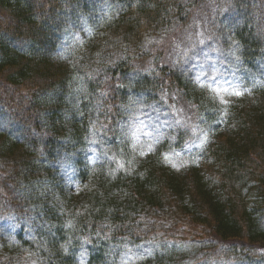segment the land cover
Returning <instances> with one entry per match:
<instances>
[{
  "label": "trees",
  "instance_id": "16d2710c",
  "mask_svg": "<svg viewBox=\"0 0 264 264\" xmlns=\"http://www.w3.org/2000/svg\"><path fill=\"white\" fill-rule=\"evenodd\" d=\"M34 3L0 0V17L10 20L0 21V116L6 118L0 127V264H109V245L124 257L131 249L145 250L120 264L263 263L264 85L233 92L214 126L218 114L205 111L218 110L215 102L174 68L175 59L157 66L163 58L154 56L165 37L200 21L207 31L215 30L211 39L222 51L234 40L242 66L257 75L252 67L264 60V30L254 38L250 5L44 0L38 9L48 17L41 18ZM260 3L264 8V0ZM225 12L242 26L224 41L215 26ZM43 48L49 52L42 55ZM72 79L83 88L75 110L64 96ZM55 89L61 94L52 93ZM96 94L99 107L112 115L89 113ZM130 94L140 96L142 110L135 117L146 115L151 104L163 106L162 96L175 102V95L204 117L211 132L199 160L179 169L167 164L166 157L181 153L188 142L179 124L171 142L165 131L141 156L132 155L129 142L115 146L123 152L109 154L110 162L99 158L108 141L98 130L113 129L114 106L120 109ZM19 98L31 102L22 108ZM37 114L41 121H34ZM26 121L41 138L13 135L12 127L20 134ZM95 128L101 139L90 141ZM38 149L44 164L35 161ZM62 155L71 158L61 160ZM35 186L53 190L58 202L50 205L46 193H27ZM20 190L23 196L15 197ZM41 239L52 253L40 247Z\"/></svg>",
  "mask_w": 264,
  "mask_h": 264
},
{
  "label": "rangeland",
  "instance_id": "374dc122",
  "mask_svg": "<svg viewBox=\"0 0 264 264\" xmlns=\"http://www.w3.org/2000/svg\"><path fill=\"white\" fill-rule=\"evenodd\" d=\"M36 7V13H40L41 18H47V12H39V6L42 4L44 0H33ZM247 4L250 5V11L248 12V21L250 23V27L254 30V38H260L261 33L264 28V8L260 3V0H245ZM94 3V2H92ZM261 4V5H260ZM49 8V7H48ZM98 14L99 9L97 8ZM244 12V11H243ZM229 13V12H228ZM226 12L222 14L217 20L219 24L215 26L216 30L219 29V32H222L223 40H227L229 37V32H231L238 25L242 26V21H240L234 13ZM56 15L59 16L60 13L56 12ZM225 15V17H223ZM1 22H10L7 16L0 17ZM44 20V19H42ZM41 20V21H42ZM46 20V19H45ZM61 20V15L58 19L55 20V23H59ZM49 24V22H48ZM55 27L51 26L49 31H52ZM214 31H207V27L201 24L200 21L197 22L194 28L190 31L182 30L178 32H174L169 37H165L164 41L160 47H157L154 50V56L163 58L161 63L157 66L168 64L171 60L175 59L174 68L180 70L184 74H188L187 77L183 76L185 79L191 78L195 84L204 90V93L209 97L210 100H213L216 104V111L206 110V114H218L216 118V122L214 126H216L224 113L221 110V106L230 100L233 97V92L237 91H250L252 89H256L258 87H262L264 85V60L256 62L253 65L252 70L256 72L257 75H252V72L247 71L246 68L242 66L241 61L239 60V55L237 52V45L234 40H230V46L225 51L219 49V46L213 43L211 37H213ZM217 34V33H216ZM224 34V35H223ZM218 37V34H217ZM220 39V37H219ZM229 41V40H228ZM21 43V42H20ZM264 43V42H263ZM19 44V43H18ZM48 48H43L41 54H47ZM49 52V51H48ZM223 54H221V53ZM51 55L53 57L58 58L57 51L52 52ZM165 62V64H163ZM144 67H150L148 63L142 64ZM189 76V77H188ZM132 77L129 75L125 78L126 82L131 81ZM66 94L64 95L67 99V105L69 110L77 109L78 96L82 93V84L77 79L70 80L66 85ZM234 89V90H232ZM60 95L56 89L52 91V93ZM236 92V93H237ZM21 93V92H20ZM23 93V90H22ZM99 94V93H98ZM94 100L91 102L92 107L88 109L89 113H91L94 117L97 113L99 115H112V113H106L108 111V107L100 106L97 104L99 101V97L96 94L94 96ZM173 100H167L166 96H162L163 102L162 105L151 104L146 109L150 108L146 115H136L133 116L134 112H140L142 109H139V99L140 96L130 94L127 103L125 105H120V109L117 105L114 106L115 115L117 116L116 122H114L113 129L109 132H105L104 130L108 129V125H102L100 129L95 128L94 131L89 134L90 141H97L100 137L97 134L98 131L102 132L103 136H105V140L107 145L104 146L105 151H101L98 155L99 158L105 159L107 162L111 161V157L109 154L117 153L120 154L123 151L121 149H117V145L122 146L124 144L131 143L130 150L132 155L141 156L146 153L150 147L162 138L165 134V131H168L167 134H170L171 130H173L178 124L183 129L188 132V142L183 148L182 152H172L170 155L166 157L167 164L173 169H179L185 165H191L196 163L200 155L202 153L203 147L206 145L211 129L206 127L209 126L207 120L202 117L196 116L192 108L187 103L182 102L179 98L173 97ZM169 99V98H168ZM90 100V99H89ZM179 100V101H178ZM22 102V103H21ZM31 100L21 99L19 98L18 104L21 103V107L24 108L25 105L30 104ZM95 103L97 105H95ZM220 109V110H219ZM6 119L3 116H0V127H3V122ZM120 118V119H119ZM134 118V119H133ZM199 118V119H197ZM223 119V118H222ZM41 121L39 119V115H35L34 121ZM13 135H19L24 137L25 139H39L41 136L39 134H35L30 127V122H25L22 125V132L18 134V130L14 127ZM98 130V131H97ZM105 132V133H104ZM173 132V131H172ZM172 132L171 135L167 136L169 141H172ZM174 133V132H173ZM91 135V136H90ZM87 139V136L85 140ZM101 139V138H100ZM65 143L68 141H64ZM62 145H65L62 143ZM31 147V145H28ZM115 149V151H114ZM81 152L80 150L78 151ZM108 152V153H107ZM123 155V154H122ZM131 156V155H130ZM64 158H71V156H61V160ZM35 161L41 164L45 162L41 159V150L38 149L37 155L35 156ZM122 165L120 162L119 166ZM18 168V167H17ZM16 168V169H17ZM19 168L17 169V172ZM23 189V188H22ZM21 189V190H22ZM15 192V197H22V191ZM24 190V189H23ZM27 193L29 191L41 195L42 193H46L50 201L48 202L50 205L57 203L58 199L55 197V193L53 194V190L47 188L46 186L41 187H32L26 189ZM35 209L31 208L30 211H26L34 213ZM39 215V213H38ZM35 218V217H33ZM34 221V219H33ZM38 227H44L45 223L37 222ZM68 226V225H66ZM4 226L0 225V229ZM45 228H47L45 226ZM40 247L44 249L47 253H52L51 249L47 247L46 242L41 239ZM131 249L126 257L123 256L122 251L117 253L114 248L109 245L107 249V263L109 264H120L121 262L127 261L129 258L134 256L135 254H143L144 249ZM169 249V248H167ZM34 264V263H33ZM219 264H228L226 262H222ZM259 264H264L259 263Z\"/></svg>",
  "mask_w": 264,
  "mask_h": 264
},
{
  "label": "snow or ice",
  "instance_id": "6c2138e0",
  "mask_svg": "<svg viewBox=\"0 0 264 264\" xmlns=\"http://www.w3.org/2000/svg\"><path fill=\"white\" fill-rule=\"evenodd\" d=\"M236 95H240V93H236Z\"/></svg>",
  "mask_w": 264,
  "mask_h": 264
}]
</instances>
